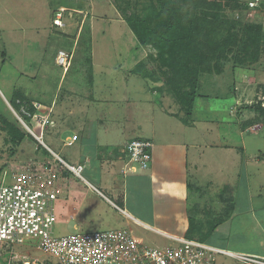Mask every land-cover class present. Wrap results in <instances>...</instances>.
I'll return each instance as SVG.
<instances>
[{"label": "rangeland", "instance_id": "1", "mask_svg": "<svg viewBox=\"0 0 264 264\" xmlns=\"http://www.w3.org/2000/svg\"><path fill=\"white\" fill-rule=\"evenodd\" d=\"M135 8L133 1L121 5L108 0H0V113L14 124L19 122L25 129L20 117L23 115L22 110L18 109L23 104H19V100L27 96L33 102H39V112L34 117L47 115L51 121L56 119L60 126L56 132L57 124L54 121L53 135H44L42 141L61 159L74 165L82 161L83 154L76 149L77 145L66 147L64 143L74 133V128L66 126L67 123H76L73 119L78 118L89 120L91 129L95 120L106 125L112 123L114 132H120L118 140L122 142L132 136L128 134L129 131L123 134L120 131V126H125L127 120L131 124L142 122L141 130H149L148 126L159 133L169 129L172 132L170 137L177 136L173 138L176 142L190 137L205 143L211 153L202 155L201 149L196 151L205 169L202 181L197 184L189 177L188 191H183L184 194L178 191L176 181L180 178L175 177V183L169 186L174 192L168 188L163 190L161 186L153 200L157 207L155 221L146 224L161 232L174 233L176 237L200 238L199 234L208 233L215 222L211 217L209 220L200 218L195 203L202 206L210 199L206 202L208 206L200 209L204 208L206 214H211L215 203L223 208L219 195L224 192L234 205L232 214L238 213L227 217L222 226L219 224L217 232L211 231L205 242L233 252L256 251L252 249L264 243V224L256 218L258 209L255 208L256 211L251 214L250 194H253L258 184L264 183V170L261 175V164H256L260 158L263 159L264 127L261 122L256 123L252 107L261 101L264 108V55H260L255 66L237 69L233 76L231 65L221 76H212V87L206 89L210 92L209 98H197L189 117L182 111L178 112V117L171 116L177 112L179 105L161 90V84L150 85L137 74L131 73L141 59L156 53L150 47L139 51L135 49L136 40L124 22ZM61 9L65 10L59 16L57 14ZM255 11H227V14L241 21L248 19L264 23V15ZM54 19H59L60 27L54 25ZM78 26H81L79 30ZM59 50L71 55L67 71L56 64ZM88 76L92 77L91 80L87 79ZM90 96H93V101ZM81 103L86 105L87 111L76 114L72 119L68 114L69 109L79 107ZM249 106H252L251 109ZM249 119L253 125L243 130L242 124ZM187 123L195 126H187ZM33 132L37 134L36 126ZM186 133L189 135L186 136ZM7 137V133L0 129V170L19 166L33 158L57 160L53 154H47L37 140L26 137L15 148L4 142ZM228 143V149L233 152L219 148ZM236 148H239L238 153ZM221 152L233 158L230 159L231 167L224 165L222 172L216 175L219 172L216 160ZM262 165L264 167V159ZM207 170L212 171V175ZM81 176L83 179L73 173L65 176L68 188L66 200H57L53 204L57 217L55 235L60 237L72 233L125 229L150 247L163 248L167 245L169 240L163 236L165 233L160 234L136 223L122 213L126 205L113 200L120 207L114 209L92 190L85 181L99 189L101 187L94 183L84 167ZM209 179L212 184L208 186L206 181ZM102 192L111 199L107 191ZM201 195L206 198L200 199ZM132 198L130 193V204L137 205V201ZM262 203V199L255 200L256 207ZM189 204L195 207L190 208ZM6 247L5 254L2 249L0 251V264H6L10 257L8 251H13L19 262L56 264L55 259L35 249L18 245ZM217 264L239 263L231 258L220 257Z\"/></svg>", "mask_w": 264, "mask_h": 264}, {"label": "trees", "instance_id": "2", "mask_svg": "<svg viewBox=\"0 0 264 264\" xmlns=\"http://www.w3.org/2000/svg\"><path fill=\"white\" fill-rule=\"evenodd\" d=\"M108 1L121 5L127 1L135 2V10L124 19L136 40L135 49L139 51L150 47L156 53L141 59L131 73L137 74L149 84H161V87H157L163 89L179 105L173 116L178 117V112L182 111L189 117L197 98L211 96L206 89L212 87V76H221L229 65L233 76L237 69L255 66L260 55H264L263 21H241L227 14V11L249 10V4L256 2L259 7L253 8L255 13L259 11V15H264V9L261 8L264 0H222L221 3H215L214 0ZM79 28L81 26H78V30ZM91 78L87 77L90 80ZM262 89L264 90V85ZM90 98L94 100L93 96ZM20 102L23 105H19L18 109L22 110L24 118L23 115L19 116L26 125L31 126L34 114L39 112L40 103L33 102L27 96L18 103ZM249 107L251 109L252 106ZM252 111L255 113L256 123L261 122L264 127V108L261 101L252 107ZM251 123L252 120H247L242 124V129L252 126ZM0 124V129L8 136L4 142L15 148L26 137L36 141L19 122L18 125L14 124L1 113ZM46 153L48 154L47 151ZM219 197L223 208L220 216L212 220L215 223L213 222L209 232L200 233V238L187 239L204 242L210 232L232 214L234 205L230 198L225 197L224 192Z\"/></svg>", "mask_w": 264, "mask_h": 264}, {"label": "built area", "instance_id": "3", "mask_svg": "<svg viewBox=\"0 0 264 264\" xmlns=\"http://www.w3.org/2000/svg\"><path fill=\"white\" fill-rule=\"evenodd\" d=\"M255 7L258 4L252 2L249 10L243 12L252 11ZM63 10L57 15H62ZM59 22V19L53 21L55 26L60 27ZM55 61L57 66L67 71L71 55L59 50ZM22 124L57 160L33 158L19 166L0 170V251H4L7 245L28 247L55 259L56 264H217L220 257L231 258L239 264H264V256L233 252L207 242L170 235H163L169 240L165 247H150L125 229L58 237L54 232L57 217L53 204L66 192L61 176L69 172L83 179V167L67 164L42 141L44 135H53L54 121L36 115L31 126ZM35 126L37 134L33 132ZM70 139L72 144L78 136L73 135ZM152 147V142L144 139H132L125 143L130 171L148 169ZM8 254L10 257L6 264H31L28 261L19 262L13 251H8Z\"/></svg>", "mask_w": 264, "mask_h": 264}, {"label": "crops", "instance_id": "4", "mask_svg": "<svg viewBox=\"0 0 264 264\" xmlns=\"http://www.w3.org/2000/svg\"><path fill=\"white\" fill-rule=\"evenodd\" d=\"M85 106L86 105H83L82 103L81 106L79 105V107L73 106L71 109H69L68 114L72 118L76 114L83 113L87 111V107L85 108ZM170 115L173 116V114ZM54 121L57 124V132V129L58 131L60 130V126H58L59 123L56 119H54ZM73 121L76 123H67L66 126L74 128L73 131L75 134L72 133L71 136L77 135L78 140L70 144L71 137H68L66 138V142L64 143V145L66 147H73L74 145H77L76 149L79 150L81 154H83L82 161L77 165L69 164L63 159H61L57 154H54L71 166L84 167V170L88 172L94 183L100 186L102 190L107 191L108 194L111 196L110 199V197H108L102 192L101 188L99 189L93 184L85 181L92 188V190L96 191L104 200L107 201L106 203L108 205H110L114 209L120 208L117 204H115L113 200L117 201L123 206L126 205L127 207H124L122 209V213H124L128 218L148 229L154 230L155 232H158L160 234L165 233L164 235H166L168 231H162V233L161 231L155 230L146 224L150 221H155L154 217L156 214L157 207L156 204L153 203V200L156 198V193L159 194L158 191L161 186L163 187V190H166L168 188L167 190H169L170 192H174V190H172L169 186L175 183V177L176 179L180 178V180L176 181V183L178 191H181V194H184L183 191H188L189 177L191 178L190 180H193V182L199 184L203 179L202 176L205 169L204 166L200 164L201 157L196 151L198 149H201V152L203 151L202 155L206 152L211 153V150L208 149V145H206L205 143L203 144L200 141L198 142L196 139L190 137L181 138L180 142H176L173 140V138L177 136L170 137L172 135V132L169 131V129H166V132L160 131L161 133H159L152 126H148L149 130H141V125H143L142 122L140 123L139 121H137L131 124L127 122V120L124 122L125 126H120V131L122 134L126 131H129L128 134L132 136L128 137L127 139L125 138V141L122 142L118 140V135L120 134V132L118 130L114 132L115 128H112V123L106 125L103 124L102 121L95 120L94 124L92 125L93 128L91 129L89 120L88 122L85 119L83 120V118H78L73 119ZM186 125L195 126V124L189 125L188 123ZM115 126L117 125L115 124ZM191 129L193 128L191 127ZM188 135L189 134H187L186 136ZM99 137L101 138V140ZM132 139L149 140L153 144V147L151 149V160L149 162V167L145 171L137 170L136 172H132L129 170V166L127 165L128 158L124 150V144L128 140ZM116 144H118V146ZM229 145L230 144L228 143L226 145H222L219 148L225 149L224 151L233 152L232 150L228 149ZM189 148L192 150H189ZM204 149H206V151H204ZM238 150L239 148H236V153H238ZM240 150L243 151V147H241ZM217 153L219 152L217 151ZM261 156L264 159V152L262 150ZM232 158V155H225L221 152L220 156H218V159L216 160V168L217 170H219L216 175H219V173L222 172V167L224 168V165H228V168L231 167L230 159ZM263 159L260 158L259 161L256 163L257 166L261 164V175L264 170V167L262 165ZM226 160L228 161V163H226ZM257 170L259 172L258 168ZM207 172L209 175H212V171L207 170ZM68 174L70 173L64 172L61 176L62 180L64 181V185L66 186V192L62 195V198L59 201L66 200L68 188L66 185L67 181L65 180V176H67ZM206 183L209 186V184H212V181L209 179L206 181ZM220 185L221 183L219 184V186ZM130 193L133 195L132 199L137 201V205L130 204ZM202 196L203 195L200 196V199L206 198V196ZM184 198L187 199V196H184ZM250 199L252 200L251 205L253 210L251 214H254V211H256L254 210L255 208L258 209V216L256 218H259L264 224V183H260L258 184L257 188H254L253 194H250ZM257 199L263 200L261 206L256 207L255 200ZM209 200L210 199H208L206 202H208ZM206 202H204L202 206L199 205L200 207L195 203L197 211L196 209L193 211H196L197 214L201 216L200 218H203L204 220H209L210 217L212 218V220L219 217L221 214L222 207L220 205L216 206L214 200L212 202L215 203V207L211 214H206L204 208L200 209L201 207H205L206 205L208 206ZM192 206L195 207L193 204H189L190 208ZM237 213L238 212H234L232 216H236ZM240 215L242 214L240 213ZM222 224L223 223H221L220 225L222 226ZM219 226L214 229L213 233L217 232L218 228H220ZM168 235L177 236L176 234L169 232ZM262 238L264 239V233ZM263 247L264 243H261L260 246L252 249L256 251L244 253L263 257Z\"/></svg>", "mask_w": 264, "mask_h": 264}, {"label": "clouds", "instance_id": "5", "mask_svg": "<svg viewBox=\"0 0 264 264\" xmlns=\"http://www.w3.org/2000/svg\"><path fill=\"white\" fill-rule=\"evenodd\" d=\"M184 238V237H183ZM205 242V241H204Z\"/></svg>", "mask_w": 264, "mask_h": 264}]
</instances>
